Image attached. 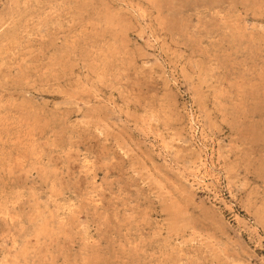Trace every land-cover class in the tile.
<instances>
[{
  "label": "rangeland",
  "instance_id": "rangeland-1",
  "mask_svg": "<svg viewBox=\"0 0 264 264\" xmlns=\"http://www.w3.org/2000/svg\"><path fill=\"white\" fill-rule=\"evenodd\" d=\"M0 264H264V0H0Z\"/></svg>",
  "mask_w": 264,
  "mask_h": 264
}]
</instances>
